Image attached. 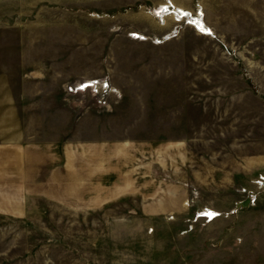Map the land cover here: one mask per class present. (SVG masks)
I'll return each instance as SVG.
<instances>
[{"label":"rangeland","instance_id":"rangeland-1","mask_svg":"<svg viewBox=\"0 0 264 264\" xmlns=\"http://www.w3.org/2000/svg\"><path fill=\"white\" fill-rule=\"evenodd\" d=\"M74 138L144 143L147 198L0 185V264H264V0H0V168Z\"/></svg>","mask_w":264,"mask_h":264},{"label":"crops","instance_id":"crops-1","mask_svg":"<svg viewBox=\"0 0 264 264\" xmlns=\"http://www.w3.org/2000/svg\"><path fill=\"white\" fill-rule=\"evenodd\" d=\"M56 146L58 149H54ZM146 148L144 143L103 138L84 142L74 138L55 146L47 144L41 148L42 152L27 149L23 155L12 154L7 161L9 165L2 168L5 172L0 168V185L11 184L20 188L18 193L35 194L82 208H98L127 194L144 198L150 180ZM58 162L61 163L57 165ZM159 193V189L153 192ZM24 195L16 194L11 201L22 202ZM179 195H159L150 202H142L143 209L152 214L178 212L187 205L186 199Z\"/></svg>","mask_w":264,"mask_h":264},{"label":"water","instance_id":"water-1","mask_svg":"<svg viewBox=\"0 0 264 264\" xmlns=\"http://www.w3.org/2000/svg\"><path fill=\"white\" fill-rule=\"evenodd\" d=\"M247 202H248V201L243 202L242 205H243V206L247 205Z\"/></svg>","mask_w":264,"mask_h":264}]
</instances>
